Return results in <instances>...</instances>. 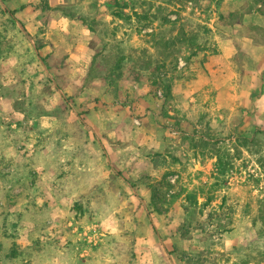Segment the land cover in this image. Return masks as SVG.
I'll use <instances>...</instances> for the list:
<instances>
[{
    "label": "rangeland",
    "instance_id": "1",
    "mask_svg": "<svg viewBox=\"0 0 264 264\" xmlns=\"http://www.w3.org/2000/svg\"><path fill=\"white\" fill-rule=\"evenodd\" d=\"M262 158L264 0H0V264H264Z\"/></svg>",
    "mask_w": 264,
    "mask_h": 264
},
{
    "label": "trees",
    "instance_id": "2",
    "mask_svg": "<svg viewBox=\"0 0 264 264\" xmlns=\"http://www.w3.org/2000/svg\"><path fill=\"white\" fill-rule=\"evenodd\" d=\"M5 11L8 12L10 18L15 19V16H14L15 9H6ZM153 84H154V83H153ZM170 93H171L170 87H169L168 85H166V86H165V94L168 96V95H170ZM260 165H261V167H262L263 170H264V158L261 159V164H260ZM131 187H132V186H131ZM187 196L190 197L191 194L188 193ZM191 197H193V196H191ZM72 207H73L75 210H77V211H81V210H82V206H81L80 202H78V201H75Z\"/></svg>",
    "mask_w": 264,
    "mask_h": 264
},
{
    "label": "crops",
    "instance_id": "3",
    "mask_svg": "<svg viewBox=\"0 0 264 264\" xmlns=\"http://www.w3.org/2000/svg\"><path fill=\"white\" fill-rule=\"evenodd\" d=\"M249 41H250V46H252V48L251 49H255L257 46H256V44H253L254 42H253V40L251 39V38H248V37H246ZM245 38V39H246ZM252 41V42H251ZM210 71H211V68H210Z\"/></svg>",
    "mask_w": 264,
    "mask_h": 264
}]
</instances>
